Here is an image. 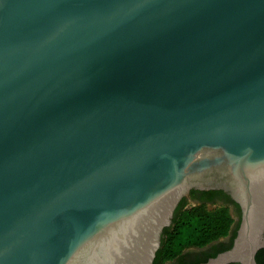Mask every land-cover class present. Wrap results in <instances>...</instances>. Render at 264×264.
<instances>
[{"label": "water", "instance_id": "obj_1", "mask_svg": "<svg viewBox=\"0 0 264 264\" xmlns=\"http://www.w3.org/2000/svg\"><path fill=\"white\" fill-rule=\"evenodd\" d=\"M264 247V0H0V264H153L191 188Z\"/></svg>", "mask_w": 264, "mask_h": 264}, {"label": "trees", "instance_id": "obj_2", "mask_svg": "<svg viewBox=\"0 0 264 264\" xmlns=\"http://www.w3.org/2000/svg\"><path fill=\"white\" fill-rule=\"evenodd\" d=\"M235 204L239 210V205ZM234 222L233 213L226 203L208 205L202 202L185 209L180 203L175 211L172 225L163 230L161 245L156 251L153 264H161L177 257L186 247H203L228 235L234 226ZM263 254L264 248L257 251L255 259L258 264H264Z\"/></svg>", "mask_w": 264, "mask_h": 264}, {"label": "flooded vegetation", "instance_id": "obj_3", "mask_svg": "<svg viewBox=\"0 0 264 264\" xmlns=\"http://www.w3.org/2000/svg\"><path fill=\"white\" fill-rule=\"evenodd\" d=\"M202 202H205L208 205L217 204V203L228 204L230 208L233 210V213L236 217L232 230L229 232L228 235L224 237H220L203 247H196V246L186 247L181 251V253L177 257L166 260L161 264H191L195 262H201L203 260L208 261L210 258L215 257L218 253L223 252L232 246L234 238L236 236L237 228L239 226L241 211L240 209L238 210L235 204L236 202L231 198V196L222 189H200L194 187L189 189L188 193L182 196L179 199L177 205L175 206L173 216L171 219V224L169 226L172 225L175 211L177 207L180 205V203L183 204V207L185 209V208H189L190 206H195L197 204H200ZM230 264H237V263H230Z\"/></svg>", "mask_w": 264, "mask_h": 264}, {"label": "rangeland", "instance_id": "obj_4", "mask_svg": "<svg viewBox=\"0 0 264 264\" xmlns=\"http://www.w3.org/2000/svg\"><path fill=\"white\" fill-rule=\"evenodd\" d=\"M212 207H214V206H212ZM230 210H231V212L233 213V210L230 208ZM233 216H234V218L236 219V217H235V215H234V213H233Z\"/></svg>", "mask_w": 264, "mask_h": 264}]
</instances>
